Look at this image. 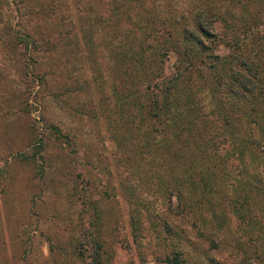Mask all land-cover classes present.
<instances>
[{
    "label": "rangeland",
    "instance_id": "374dc122",
    "mask_svg": "<svg viewBox=\"0 0 264 264\" xmlns=\"http://www.w3.org/2000/svg\"><path fill=\"white\" fill-rule=\"evenodd\" d=\"M199 14L205 49L185 36ZM250 57L256 110L227 98ZM190 89L207 128L194 177L223 166L227 179L182 208L150 180L184 170L166 139ZM157 93L162 120L144 119L137 103ZM96 262L264 264V0H0V264Z\"/></svg>",
    "mask_w": 264,
    "mask_h": 264
},
{
    "label": "trees",
    "instance_id": "16d2710c",
    "mask_svg": "<svg viewBox=\"0 0 264 264\" xmlns=\"http://www.w3.org/2000/svg\"><path fill=\"white\" fill-rule=\"evenodd\" d=\"M197 26L195 27V29L193 31L185 29V36L191 40V42L195 41V45L194 46H199L200 49H205L206 45H205V39H203V37H208L210 35H212V32L210 31L209 28H212L213 25H211V21L210 23H208L207 25L203 24V21L200 19V14L197 17ZM195 31V33H194ZM255 32V31H254ZM194 33V35L192 34ZM250 33H253V31L251 30ZM253 37V36H252ZM248 36H246V41H247ZM256 38V36H254L253 38H250L249 41L251 42L252 40H254ZM241 42V41H240ZM243 42V41H242ZM235 48L239 49L240 48V44L239 41L236 40L235 41ZM198 48V47H197ZM198 48V49H199ZM237 58L235 54L230 55L229 60H231L232 62H234V59ZM228 59V56H227ZM245 61H241V63L236 62L238 66H240L239 68V75H242L240 78L239 77H230V81L227 84V98L230 99V102L235 104L236 107L241 108L242 105H244L245 108H249L251 110H256V106L255 103H249V107L247 105V103H243L244 100L247 98H249V96H255L252 95L254 92V89L252 87H249V84L254 83L253 82V77L257 76L256 72H260L261 70H259V67L257 66L258 63H256V61L253 60L252 57H250L249 59H244ZM245 70L248 72V77L246 75ZM245 72V74H244ZM182 77V73H179L177 75L173 76H169L170 82H167L165 85V93L167 95H170V91H171V87L176 86V84L179 82L180 78ZM250 77H252L250 79ZM252 80V81H251ZM144 81V79L142 80V82ZM221 82V81H220ZM218 81V83H220ZM251 82V83H250ZM144 83V82H143ZM170 84V85H168ZM150 88H152L154 90L159 91L160 93H163V86L160 84L159 81H154V82H146L144 90H149ZM189 94L191 95L190 98V105L188 107H186L185 109L187 110V113L185 115L189 116V118L187 119H179L180 121H175V119L170 122V130L172 129V136L170 134V139H166L167 144H169L170 146H172L173 150L169 151L170 155H168L169 157H167V160H169L172 157V154L174 155V157L176 159L181 158V161L183 163H186V165L184 166V170H182V172H180L179 174H175L174 175H179L177 177L178 183L176 184H170V185H164V181L160 178V179H156L154 182L153 180H150V182H152L151 184L154 183V185L157 186L158 189H161L163 191H167V196H170L175 194L177 196V201H178V206L182 207V208H189V203L187 201V197L186 195L193 197L192 195H196V194H200V192H206L208 188V177L211 176L212 174H214V178H215V182L217 178H220L219 180H221V182H226L227 179V170L223 167V166H219L218 169L217 167H213L212 169L207 168H199V170L197 169L196 171V176H198L199 179L194 177V173H195V169L194 167H197V159L195 156V150H199L200 149V145H197L198 143V138H201L204 135V131L207 129L205 128L206 125L203 126V128H205L204 130L202 129V132L199 131V128L197 129L196 124L197 122H199V117L197 114V106L196 104H194V90L190 89L189 90ZM153 95V94H152ZM159 97V94H155L152 96L150 101H141V103H137V108L140 111H143L145 113L146 116H143V118L148 119V120H162L161 117L163 116V108H167L164 105L167 104V101L164 103V101H161ZM237 102V104H236ZM139 105V106H138ZM179 113V111H177V114ZM226 114V113H225ZM144 119L141 120V122H146ZM179 123H184L182 126L179 125ZM173 138V139H172ZM165 144V141L163 138H159L156 140V138H152V140L150 141L147 140V147L150 148L151 151L155 150L157 147L161 146L162 144ZM184 148L185 151L189 152V155H185L182 154L181 150ZM157 152V151H156ZM171 156V157H170ZM195 156V157H194ZM192 165V168H190V166ZM145 168L149 169V166L147 164H145ZM155 170H158L156 167H154L153 169H151V176H153V173ZM159 172H161L160 170H158ZM162 173V172H161ZM163 176V175H161ZM199 181H202V183H204L203 186L201 187H197V184ZM183 184V186L188 187V185L190 186V190L188 192L183 190V186L178 185ZM183 187V188H180ZM210 188V186H209ZM174 189H176V191H173ZM204 195V194H202ZM241 198V197H240ZM240 200L239 198L236 199V201ZM246 202V198H243L241 200V203ZM177 205H175L176 207ZM182 208H180L181 210H183ZM176 215H178V212H175ZM166 228L168 227V223H166V225H164ZM168 229V228H167ZM97 264V262H96Z\"/></svg>",
    "mask_w": 264,
    "mask_h": 264
}]
</instances>
